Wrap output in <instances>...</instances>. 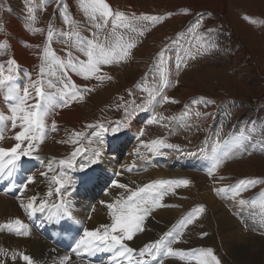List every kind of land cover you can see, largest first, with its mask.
<instances>
[{
	"label": "rangeland",
	"instance_id": "rangeland-1",
	"mask_svg": "<svg viewBox=\"0 0 264 264\" xmlns=\"http://www.w3.org/2000/svg\"><path fill=\"white\" fill-rule=\"evenodd\" d=\"M107 1L118 9L117 12H122L129 18H132L133 15L125 12L129 9L132 10L130 7L134 10H136L135 7L140 8L142 11L150 13L154 10L165 13L179 9H190L191 12L187 14L180 12L179 19L165 27L163 26L172 19L164 23L161 22L155 28L150 27L147 21L137 19L134 26L144 31V35L140 36L138 32H132L124 27L113 29L112 18H109V23L104 29L93 27V22L88 19L83 10L84 7L91 4L92 0H31L30 4L26 3V0H0V43L6 42L8 45L5 49H0V63L1 61L9 62L13 56L15 57L13 43H17L19 40L17 34L12 30L14 29L20 33L21 36L19 34L18 36L23 37L25 41L22 47L27 48L28 46L33 56L34 66L29 71V76L34 80L35 85L42 87L43 90H54L55 85H63L61 82L66 79L67 75L64 73L67 71L66 67H60L58 61L52 63L44 60L46 47H50L58 58L63 57L67 61V52L69 54V51L79 52L81 50L82 47L76 43V40L78 38L84 40L85 32L91 34L89 36L92 37L95 34L96 41L106 40L110 46L119 42L118 37H123L125 42L128 40V42L136 44V47L131 50V56L126 61L113 63L111 67L101 65L104 70H107V75L102 76L103 79H84L81 74L67 78L68 80L65 82H74L83 96V99H78V103L74 102V104L85 128L80 129L67 123L62 128L52 131L51 127L47 126L44 128L46 130L43 143L37 141L39 150L33 151L31 154L49 156L51 160L48 158L40 160L52 162V155L56 153L58 158L55 159L63 157L72 160L74 164L82 154L79 151L73 159L72 154L77 152V149L92 148L99 144L91 140V133L98 131L112 134L121 133L123 128H120L117 122L133 123L134 115L144 111L138 112L136 106L143 103L149 107L146 108L148 113H154L157 116V122L145 124L143 126L144 137L130 141L127 151L131 153L134 147L142 146V143L151 145L153 140L158 139L175 145L174 148L159 147L155 150L149 148L147 157L153 159L155 155H159L162 161L163 158L166 160L165 168L158 167L162 171L169 170V176H165L166 181L188 180L191 184L184 189L182 188L186 186L182 184L169 188L168 196L163 204H172L170 207H174V209H156L146 217V227L150 220L158 218V223L168 224L171 222L168 224L169 226L175 224L177 225L176 230L182 231L183 234L179 236L178 242L173 243L171 247L175 251L182 250L185 256L183 258L173 256L176 260L175 264H196L200 253L208 249L213 251L220 264H264V234H262L264 229H261L258 224L264 218V25H257L256 29H253V26L243 21L242 17L247 13L264 18V0H225L222 13L210 9L208 4L204 5V10H199L197 7L201 6L205 0H133L134 6L128 4L129 0ZM184 4L189 7H183ZM60 5H64V7H60ZM113 5L109 6L113 7ZM29 6L33 7L32 15L35 16L33 22L27 21ZM12 10L15 13L14 16ZM65 10L74 24L82 29L79 37L69 38L61 34L73 30V26L63 20ZM16 12H19V15ZM136 12L139 13L137 10ZM138 13L137 15H139ZM196 14L198 21L204 23L201 27L207 31L208 39L216 41L219 38L220 47L211 48L206 54L202 51L204 55H201L200 61L190 63L184 72L174 70L166 75L170 84L169 87L163 89V95L170 98L169 104L166 105L159 94L163 83L159 86H155L159 83L151 85L147 77L155 69V64L160 63L158 54L166 49V44H169L167 40L170 38L165 37L179 32L184 24H187ZM209 14L212 16L206 18ZM103 22V18L97 14L95 23L104 25ZM27 25H30L32 30H29ZM50 27L54 33L51 42L47 39ZM246 27L251 30L246 31ZM222 28L225 31H230V36L225 37V34L221 32ZM35 29L40 31H35ZM208 29L214 31L208 32ZM92 30L95 32L93 33ZM153 32L154 35L150 36ZM173 55L176 57V54ZM240 55L242 57H239ZM82 57L86 59L85 55ZM16 61L18 62L17 59ZM41 68L44 69L43 75H41ZM0 72L5 73L1 70ZM50 82L52 87H49ZM138 83L147 91L152 90L151 93H157L151 104L147 103L149 95L136 87ZM204 98L205 101H212V103H201V99L204 100ZM193 102L197 103L192 106ZM190 106H192L193 112L195 106L198 107L199 115L196 113V118L189 117L184 122L183 120L179 121L181 118L176 119L178 113H174L186 111L184 107ZM214 116L215 118H213ZM159 117H164V119H159ZM58 120L61 121L62 118ZM89 125L93 127H89ZM100 125L108 131H103L99 127ZM112 129L117 130L114 132ZM77 133L82 135L78 136ZM217 134H219L221 142L241 134L244 138L238 144L234 143L222 149L228 153L227 157L216 173L209 176L210 168L203 172V159H196L197 157L205 158V155L211 157ZM14 142L10 145L11 147L15 146ZM26 146L27 141L22 144V148L26 149ZM104 154L108 153L103 150L98 159L103 160ZM173 158L175 161L171 162L170 160ZM161 160L157 163L162 162ZM140 164H142L141 169H145L143 173H128L126 170L124 173L126 175H146L149 170L146 167L147 164L145 162ZM93 166L94 164L91 163L86 167L87 175ZM11 167L9 165L4 169L9 170ZM120 167L122 166L120 165ZM120 170L122 169L120 168ZM53 172L54 170L49 171L51 174ZM154 172L155 170H152L151 176H140V181L136 179L137 182L132 181V183L139 186L144 181L147 183L149 179L153 178ZM82 175L84 178L87 177L83 173ZM64 176L69 181L68 170L61 171L60 178H64ZM132 179L134 178L132 177ZM244 179H255L261 183L244 190L235 200L231 198V193L218 196L215 192L217 188L234 187ZM27 190L28 188L25 190V195H29ZM132 190L135 189L132 187ZM241 199L247 202L244 206L237 203ZM107 200L101 202L106 203L110 199ZM104 203L99 209L94 210L95 213L102 212V214L94 213L93 225L110 223L105 219L106 215L109 218L112 217V213L111 211L107 212ZM200 206H204L205 211L194 219L192 224L181 229L187 218ZM102 207H105L106 210H100ZM163 210L171 213H160ZM167 220L168 222H166ZM80 221L84 224L88 223L85 222V219ZM153 223V229L148 234L152 240L147 241L146 244L153 242L156 238L159 239L166 233L163 232L164 227L154 221ZM156 232L158 233L157 237ZM170 232L172 231L170 230ZM174 234L177 233L174 232ZM235 243H241L245 245V248L249 247L250 251L256 252L252 254L259 253V255H252L250 263L246 262L244 256L240 258L241 255L239 257L234 255L230 249V244ZM131 245L137 246L134 243ZM158 258L160 260L171 259L168 255Z\"/></svg>",
	"mask_w": 264,
	"mask_h": 264
},
{
	"label": "snow or ice",
	"instance_id": "snow-or-ice-1",
	"mask_svg": "<svg viewBox=\"0 0 264 264\" xmlns=\"http://www.w3.org/2000/svg\"><path fill=\"white\" fill-rule=\"evenodd\" d=\"M31 0H26V3L30 4ZM83 6V5H82ZM60 7H64V5H60ZM28 13L32 20H35V16L33 14V7H28ZM85 13L88 16V19L93 22V27L100 28L102 27L101 24L95 23L97 20V14H99V17L103 18L104 25L107 26L108 18H112L113 20V29L117 27H124L126 29H130L132 32H138L140 36L144 35L143 30H139L134 26V22L139 19L143 21H150L153 24L163 22L165 17L161 16H141L139 18H136L133 16L132 18L126 17L124 13L122 12H115L113 13L110 10V7L108 4L104 2V0H92L91 4L88 7H84L83 9ZM245 19H250L246 17ZM63 20L65 23L72 25L73 30L69 31L67 33H61L62 35H65L69 38L72 36L79 37V31L78 25L74 24V21H72L67 14V10H65V15L63 17ZM200 22L197 21L195 27L199 28ZM29 30L31 29L30 25H27ZM35 31H40L39 29H35ZM214 31L213 29H208V32ZM53 30L50 27L47 32V39L49 42L53 39ZM95 36V34H93ZM119 42L115 43L111 46H105L103 44H99L93 40L89 41H78L79 44H82L83 47L81 48V51H83L84 55L87 57L86 61H78L77 63H73L72 60H69V66L72 68H77L80 71V74L84 79H103V77L99 75H95L100 72V66L101 65H111L112 63H118L120 61H126L132 54L131 50L136 47V44L133 42H123V37L117 38ZM198 39L200 41L204 40V36L200 35L198 36ZM7 43H0V49H5L7 47ZM216 45H205L204 43H201L197 49V54H199L200 49L203 50V52H208L210 48H215ZM166 49L162 50L159 54V61L162 62L165 58ZM69 57H71V53L68 54ZM196 54L189 53L188 59H195ZM44 60L46 62H52L56 63L58 61V57L56 54L51 50L50 47H46L44 49ZM62 63V62H61ZM10 64L16 65V61L13 58L10 61ZM182 66H186V63L184 60H181L177 63V71ZM3 65H0V69H3ZM44 74V69L41 68V75ZM110 78V77H109ZM13 79L11 75H3L2 72H0V89L4 87L6 82H9ZM53 85L51 82L49 83V87H52ZM169 81L167 79H164L163 85L161 86L159 90V94L161 95V98L164 101H169V97L166 95H163V89L166 87H169ZM35 88V94L37 97L43 98L45 96V92L42 87H37L35 84L33 85ZM88 91H91V89H88ZM157 93H149V100L148 104H151L153 100H155ZM28 90L25 89L23 92V95L19 96H13L11 95V91L9 92L8 99H16L18 102L15 104L14 107L11 108V116L9 117L11 121V128L15 129L17 127V121H19V127L21 128V131H19L18 134L15 135L14 139L17 141L15 146L11 147L10 149H4L0 147V173L4 172V168L6 165L2 162L3 157H10V159L7 161V164L14 165L15 161L19 160L21 156H29L33 151H38V144L43 143L44 141V119H45V113L41 109V104H28ZM62 97L64 99V104L67 106L70 101L76 100V99H83V96L80 94V90L78 86L72 82L68 83L65 82L63 85L62 90ZM175 102V101H171ZM201 103L205 104H211L212 101H204L201 99ZM147 105L141 106L146 107ZM131 115V113H129ZM199 115V113H197ZM159 119H164V117H159ZM4 120L3 116H0V122ZM157 122V116L154 114L152 119L149 121L150 124ZM52 131L56 130V124H52ZM89 127H93L92 125H89ZM99 127L102 128L103 131H108V129H104L102 125ZM117 129H112V131H116ZM76 135H82L80 133H77ZM143 135V133H141ZM4 137L2 134H0V140H2ZM243 134L240 136H233L229 140H224L221 142L219 138V134H217V139L214 141V146L212 148V155L211 159L213 161V165L209 170V176H213L214 173L219 169L221 164L224 162V160L227 157V152L222 151V149L227 148L228 146L239 143L243 139ZM27 141L26 149L22 148V144ZM146 147L151 148L152 150H155L159 147H167V148H174L175 145L167 144L164 140L158 139L153 140L151 142V145H146ZM81 151L80 149H77V152H74L72 154L73 159L77 155V153ZM100 156V152L97 150L93 153V159L91 160V163H96L98 158ZM62 164H67L69 167L73 166L72 160H66L61 161ZM51 170V169H50ZM7 175H11V169L7 172ZM221 179H223L221 177ZM34 182V181H29ZM54 182L60 186V188H63L66 183H68V180L66 177L64 178H54ZM190 183L188 180H179V181H156L150 184H147L138 190H131L130 195L127 196V199H121L117 200L114 204H108L107 207L111 210L112 213V219L113 223L111 226H103L104 227V233L103 235H100L99 230L96 231H85L84 237L76 244V249H81L83 246V250L85 251H92L93 250V243L95 240H99L102 243L106 244L109 249L116 248L117 246L121 249L120 255L125 256L128 254L131 256L135 249L128 247L124 244L125 240L131 241L134 238V235L137 232L143 231L142 225L145 220V218L150 214L152 207H155L159 205L160 199H162L163 194L168 191L169 188L175 186V185H184L187 186ZM261 183V181L255 180V179H244L241 180L236 186L234 187H221L215 189L216 194L224 195L231 193V198L233 200L236 199L237 196L241 195V193L250 188L255 186L256 184ZM119 188H126L125 184H118L116 185ZM167 186V187H166ZM59 191V189H57ZM149 192H155L156 195L151 198V206L152 207H146L145 205L149 204V201L145 199L141 194L142 193H149ZM51 194V193H49ZM34 199L33 201H30L27 205H21L25 208V211H28L29 209L31 212H29V215L37 211V209L34 206ZM63 204V201L61 202ZM237 203L240 206H244L247 202L243 199L238 200ZM47 205L46 204H40L39 210H43ZM53 207H57L53 205ZM205 211L204 206H200L197 208L185 221L184 225L181 226V229L185 227L186 225L192 224L194 222V219L198 218L201 213ZM259 227L261 229H264V218H262L259 222ZM8 229L9 231H14L16 235L18 236H28V226L24 224L21 220L16 219L13 222L5 223L3 225H0V230ZM119 233V234H115ZM182 231L178 232L176 235H173V233L169 232L165 235V237L157 242H152L147 244L139 253L140 257H150L151 260L156 261L158 257L163 255L168 256H179L183 258L185 256V253L181 251H175L171 244L178 242V238L180 235H182ZM264 234V233H262ZM171 237V239H169ZM75 251V250H74ZM9 255V253L3 249L0 248V257H5ZM16 256H20L22 260L25 262V264H34L32 258L29 255H26L24 253L15 252L11 254V258L13 260L16 259ZM70 258L65 256L62 264H67V261ZM159 264H163V260L161 259ZM196 264H220L219 260L215 257L213 251L211 249H208L205 252H201L199 257L196 259Z\"/></svg>",
	"mask_w": 264,
	"mask_h": 264
},
{
	"label": "bare ground",
	"instance_id": "bare-ground-1",
	"mask_svg": "<svg viewBox=\"0 0 264 264\" xmlns=\"http://www.w3.org/2000/svg\"><path fill=\"white\" fill-rule=\"evenodd\" d=\"M132 2H133V0H129L128 4L130 6H134L132 4ZM225 2H226L225 0H205V2L201 6H198L197 8H199V10H204L205 9L204 5L208 4L210 9L218 10L219 12L222 13V11L224 10ZM182 6L183 7H189V5H185V4ZM177 19H179V17L173 18L172 21L168 22L163 27L171 24V22L176 21ZM245 29H246V31L251 30L248 27H246ZM12 30L17 35L18 34L20 35V33H17L14 29H12ZM239 32H242V30H239ZM153 35H154V32L150 36H153ZM85 38L87 41L89 39H91V40L93 39L92 36H88V35H86ZM18 40H19V38H18ZM24 43H25V41H24L23 37H20V40L17 43H13L15 58L18 60L20 65L27 67L31 71L33 69V66H34L33 56L30 53L28 46H27V48L22 47V45ZM30 50H31V47H30ZM239 57H242V55H240ZM95 75H98V74H95ZM16 79H17V77H13L12 81L6 82L4 87L2 89H0V116L4 117V120L2 122H0V134H2L4 137L2 140H0V146L2 148L6 149L9 145H11L15 141V139H14L15 135L18 134L19 131H21V128L19 127V123H20L19 121H17V127L15 129L11 128V121L9 119V117L11 116V108L14 107L18 101L16 99H12V100L8 99V95H9L10 91H11V95L19 96V95H23L24 90L27 89L28 93H29L27 103L30 105L36 104V103L41 104V109L45 113L44 128L52 125L53 123L56 124V126H57L56 129L62 128L64 126V124H67V123H69L71 125H75V127L77 126V128H83L84 127V124L80 121V116H79L80 114L78 113V111H76L77 108L75 107L74 101H70L67 106H63L60 103V99H56V98L52 97V95H50V96L45 95L44 98L37 97L35 94V88L33 87L34 82H30L28 88L21 89V87L19 86L18 81ZM91 79H95V78H91ZM27 81H30V80L27 79ZM7 83H9L10 85H8ZM9 103H10V105H9ZM59 118H62V120L59 121L58 120ZM140 128H141V126H140L139 122L132 124V126L129 127V134L131 136H133V134L135 133L134 130L135 129L138 130ZM48 154H50V153H48ZM52 158H53L52 161L59 160V159H55V158H58L56 153H54L52 155ZM101 158H103V157H101ZM9 159H10V157H3L2 162L6 166H9L10 164H7V161ZM116 161H117V159L114 156L110 155L109 159L105 160L102 163L101 173L103 175H101V177H103L106 180H112L113 179L112 174L117 175L118 168H117V162ZM170 161L174 162L175 159L173 158ZM16 164H17V161H15L14 165H10V166H12L11 169L14 168L16 166ZM36 165H37V167L35 168V170L36 169L37 170L36 171L34 170L35 171L34 174H37L40 177L38 180L35 181L34 188H33V191L31 192V194L25 195V191H24L22 193L20 192V194L16 198H9V197L4 196L0 193V225L13 222L16 219H19L22 222H24V220L26 218L24 212H26V211H25L24 207L21 208L19 205H21V204L27 205L30 201H33V198H35L34 199V206H37L38 204H40L42 202H46L49 205V210L50 209H52V210L61 209V211L66 213V216L61 217L58 213H55L53 215L49 212L46 215L47 218L45 219L46 220V226L49 228V231L38 232L37 234L32 235L30 238H28V237H14V236L10 235L7 231H6V233H3L0 231V248L5 249L9 253V255H7L5 257H0V264H25V262L22 260V258L20 256H16L15 260H13L11 258V254L15 253V252H20V253H24L26 255H29L32 258L34 264H61L62 263L61 261H62L65 254H68L69 252H71L73 254V256H75L74 258H77L76 256L78 255V253L83 250V246L81 249H76V244L81 239L85 238L84 232L86 230L87 231L99 230L100 235H103V233H102V230H104L103 226H111L113 223L112 217L109 218L108 215H106L105 220L110 221V223H100V224L97 223L96 225H93L92 221L94 220L93 218L95 217V214L97 213L98 215H101L102 212H96L94 215H92L88 206L83 204L86 199L83 198V200H81V198L79 197L80 195H78L77 199L72 198V196H71L72 192L69 188H65L61 192H60V190L57 191V189H50L54 183H53V180L49 176L45 175V173L48 171V174H50L49 171H51V170H49V169H51V166L53 165V164H51V161H45L44 162L40 159H36ZM62 165H63L62 163H57V165L54 166V168H53L54 172L52 173V175H55L56 171L59 172L60 170H62ZM159 166H161L162 168H165L167 165L163 162ZM21 169L22 168H20L14 174L19 175V176H21L22 174H26V170L25 169L21 170ZM148 169L149 170L146 172L147 174L142 175L143 177L151 176L152 168L148 167ZM153 170H155V172H156V173L154 172V175H152L153 179H158V178L163 179V178H166L167 175L169 174V170L166 171L164 169L162 171V169H159V168L158 169L155 168ZM1 174L5 175V176H9V175H7V173H4V172ZM11 174H12V171H11ZM137 177L138 176H135V178H137ZM127 179L129 180V179H131V177H129ZM192 184H193V182H192ZM130 186L132 187L131 183H130ZM137 186L140 187L138 184H137ZM189 186H191V184H189L186 187H183L182 189L187 188ZM182 189H181V191H182ZM49 193H51V194H49ZM110 193L111 194H108L107 196L100 198V204L104 203V202H101L102 200L110 199L109 202L110 201L112 202L113 200L118 198L119 190L114 188ZM168 193L169 192H167L166 194H163L162 199H160L159 205H157L155 207L151 206L152 209H154V210L155 209H165V208L174 209V207H170V205H172V204H169V205L163 204V201L168 196ZM184 193H187V192H184ZM175 194H177V193L175 192ZM30 195H32V197H29ZM25 198H27V199H25ZM180 200H182V198H180ZM62 201H63V204L61 203ZM81 202H83V203H81ZM109 202H106L104 204L107 205V203H109ZM60 204L62 205V207H60ZM53 205H55L57 207H53ZM158 206H160V208H157ZM100 210H106V208L102 207V208H100ZM29 212H31L30 209L28 210L27 215H29ZM162 212L163 213H171L167 210H163L160 213H162ZM176 213L179 214V212H176ZM90 215H92L93 218L90 219V217H89ZM83 219H85L86 220L85 222H88V223L84 224V222L80 221ZM156 219H153V221L156 222L157 224H160V226L165 228V230L163 231L164 233L172 230V225L171 226L168 225V224H171V222H169L168 224L158 223L159 219L158 218H156ZM146 221L147 220L145 218L143 225H142V228L144 229V231L137 232L131 241L125 240L124 241L125 245H127L128 247H135V248L142 250L147 244L152 243V242H148L146 244L147 241L152 240V237L148 236V234L153 229L154 223H153V221L148 220L149 221L148 226L146 227V225H145ZM166 222H168V220ZM157 232H161V231H157ZM157 232H156V237L158 235ZM171 233H173V235H175L174 232H171ZM115 234H119V233H115ZM52 237L57 238L58 243L60 245L52 244V242L50 240V238H52ZM169 239H171V237H169ZM157 240L158 239L156 238L154 241L156 242ZM129 242H133L134 244H137V246L131 245V243H129ZM172 244H171V246H172ZM93 249H96V253H100V257L102 256V254L104 252L106 254L105 255L106 258L104 257L101 260V261H105V262L100 263L101 262L100 261L96 264H148L149 263L148 261L142 262V261H138L136 259L139 256L140 252L134 253L131 256H129L128 254H126L125 256H121L119 254L121 251V249L119 247L111 248V249H109L108 247H100L96 244V240L93 243ZM230 249L232 250L234 255H237L238 257L241 255L240 258L244 256L246 262H249V263L252 260V255H256V256L259 255V253L258 254H252V253H256V252L254 250L250 251L249 247L245 248V245H243L241 243L230 244ZM107 250H108V253H106ZM161 256H163V254ZM170 257H171L170 260H167V259L163 260V264H175L176 260H174L173 256H170ZM107 259H109L110 262ZM159 262H160V259L158 258V261H156V262L151 261L149 264H159ZM68 264H89V263H78L76 260H74Z\"/></svg>",
	"mask_w": 264,
	"mask_h": 264
},
{
	"label": "crops",
	"instance_id": "crops-1",
	"mask_svg": "<svg viewBox=\"0 0 264 264\" xmlns=\"http://www.w3.org/2000/svg\"><path fill=\"white\" fill-rule=\"evenodd\" d=\"M250 15V14H249ZM250 16H253V15H250ZM256 17H260V16H256ZM260 18H262L263 19V21H264V18L263 17H260ZM244 21V20H243ZM250 25V24H249ZM251 26H253V25H251ZM253 29H256L254 26L252 27ZM18 36V35H17ZM18 38H19V40H20V37L18 36Z\"/></svg>",
	"mask_w": 264,
	"mask_h": 264
}]
</instances>
